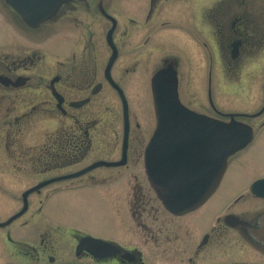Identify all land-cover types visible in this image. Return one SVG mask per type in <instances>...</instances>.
Masks as SVG:
<instances>
[{
  "label": "flooded vegetation",
  "instance_id": "af4514ba",
  "mask_svg": "<svg viewBox=\"0 0 264 264\" xmlns=\"http://www.w3.org/2000/svg\"><path fill=\"white\" fill-rule=\"evenodd\" d=\"M12 13L19 20L21 30L28 35L50 30L47 26L51 25L50 28L57 26L76 32L77 37L71 43H37L35 40L6 43L0 54V108L9 115L16 113L18 105L26 106L29 96H35L33 104L20 115L13 120L0 121V131H5L7 136L5 151L0 152V176L16 173L40 177L21 193L18 200L21 208L23 193L44 181L74 174L97 161L116 162L123 158L124 123L119 148L113 145L114 151H111L105 135L109 132L108 126L103 120L92 118L93 111H100L106 105V93L116 95L123 117L124 103L108 77L123 93L129 126L123 166L98 167L78 178L50 183L33 192L28 197L27 212L0 228V249L4 248L5 254L26 264H146L137 246H125L76 229L70 230L68 239H65V232L63 238H59L58 227L50 225V219L41 222L38 217L43 216L51 197L62 191H72L76 187L72 182L86 176L90 177L85 184L116 182L114 185L123 188L126 186L124 173L120 172L134 160L142 159L143 174L139 173V177L144 183L128 185L132 186L130 190L153 192L144 170V152L155 132L156 120L154 116L146 140V130L140 135L133 134L129 92L139 91L140 94V91L149 90L152 95V79L164 70L170 71L175 78L178 98L186 108L214 120H235L250 127L252 141L229 160L242 155L257 142L264 134V0H65L49 20L36 28L29 27L14 11ZM222 78L233 81L230 84L232 92L244 98L250 97L257 81L261 80L260 105L250 112H223L212 86L214 79ZM189 93L200 95V101L189 104ZM78 111L84 112V116L78 118L75 114ZM44 119L51 125L43 130L41 122ZM22 133L28 134L27 137L44 134L47 139L43 142L33 140L36 144L29 145L23 139L18 141ZM117 152L118 158L114 160ZM90 157L96 160L75 169ZM110 170L115 173L94 175L96 171L107 173ZM115 174L119 177L113 178ZM258 180H264V174L236 193L234 205H226L223 216L205 224L194 222L192 217L204 209L206 203L189 213L174 215L155 197L168 218V232L164 242H158L156 235L153 236V264H222L220 241L230 236L226 235L229 232L235 234L234 240L244 245L232 255L229 264H264V185L259 187L258 194L251 190ZM63 182L70 183L63 187L58 185ZM0 190L7 189L0 187ZM30 199L35 200L37 210H32L31 216L16 228L15 235L34 226V244L12 238L14 224L31 209ZM244 200L246 203L241 209L234 208ZM85 236L111 243L112 249L92 246L88 250L79 249V242ZM163 245L164 249L157 250ZM65 256L69 260L62 262L61 257Z\"/></svg>",
  "mask_w": 264,
  "mask_h": 264
},
{
  "label": "rangeland",
  "instance_id": "374dc122",
  "mask_svg": "<svg viewBox=\"0 0 264 264\" xmlns=\"http://www.w3.org/2000/svg\"><path fill=\"white\" fill-rule=\"evenodd\" d=\"M19 26V20L16 15L12 13L11 9L5 6L4 0H0L1 55L5 50L6 43H30L29 40H35L37 43H41L40 41H42V43H71L77 38L75 35L76 32L71 30L66 31L67 29L59 28L57 26L55 29L50 28L51 25L47 26V29L50 30L39 31L36 35L26 34ZM103 35L105 36V34ZM94 39L96 41V38ZM205 67L207 70V63H205ZM206 81L207 80L205 79V86L206 84L208 85V81ZM232 82L233 81L224 78L214 79L212 81L213 94L218 100V105L220 104V109L223 112H250L255 110L261 103V96H258L261 80L257 81L254 90L249 95L250 97H246L250 102L249 104H247L248 101L244 98L245 96L235 95L232 92L230 85ZM129 93V97L131 98L130 119L131 124H133V134L140 135L139 133L146 130V140L149 134L148 128L154 120L151 94L149 93V90L140 91V94L139 91H130ZM104 97L106 105L100 111H93L92 118L101 121L103 120L108 126L109 132H106L105 135L107 136V142L109 143L111 151H114L113 145H117L119 148L122 138V111L119 110L120 105L116 95L106 93ZM32 98H35V96H29V100H26V106H22L21 108V106L18 105L16 107L17 112H13L10 115L4 110V108H0V121L13 120V117L20 115L22 110L25 111L27 107H30V105L33 104L31 103ZM187 98L189 104L192 102L195 104L196 100L200 101L201 96L195 93H189ZM20 101L22 103L21 99ZM204 102L206 103V94H204ZM194 106H198V104ZM205 111L208 112L206 109ZM75 114L78 115V118L84 116V112L80 111L75 112ZM41 124L43 125V130L51 125L47 119L42 120ZM137 125L140 126V129L139 127L137 128ZM0 132V152H4L5 138H7V136L5 131ZM27 135L28 134L26 133H22L19 135L18 141L20 142V140L23 139V142L30 145L36 144L35 142H32L33 140L43 142L47 139V136L44 134H39L38 136L31 135L28 137ZM263 135H260V137L257 138V142L250 145L242 155H237L238 158L235 156L229 160L227 171L220 187L207 201L206 205L203 207L204 209L192 217L194 222L200 224L203 222L205 224L210 219L213 220L214 218L219 217V215L223 216V212L226 210L225 206L234 205L233 197L236 193L242 192L249 181L264 174ZM114 142L116 143L114 144ZM117 158L118 152L117 155L115 153L113 156L114 160ZM94 160H96V158L93 157L83 160L80 164L75 166V169H79ZM136 161L134 160L129 167H126L120 172L124 173V185L126 186H123V188L114 185L116 182L106 183L104 185L85 184L87 183V178L90 177L86 176V178L72 182L76 186L72 191H62L58 196L51 197L44 210L43 216L41 215L38 217V221L44 222L46 218L50 219V225L58 227L59 231H61L60 234H58L60 236L59 238H63V232H65L67 236L65 239H68L70 230L76 229L89 235L116 241L125 246H137V248L142 251L146 264H153L155 257L151 250V242L154 234L156 235L158 242L165 241L168 232V218L166 217L163 208L157 203L154 192L147 189L141 192L130 190V187L133 185L144 183L139 177V173L143 174L142 159ZM113 173H115L113 170H110L107 173L96 171L94 175L105 176ZM116 175L117 174H115L113 178H115ZM117 176L119 177V175ZM38 179L36 176H21L16 173H12L11 176H0V187L7 189L4 191L0 190V221L5 220L21 209V203L18 201L21 193L26 188L36 183ZM69 183L70 182H63L58 185L63 187ZM78 184H81V186ZM34 202L35 200L33 201L32 199L31 209L28 214L14 224L15 227L12 231V238L14 240L27 241L29 244H34L36 242V237H34L36 227L34 226H29L23 229L21 235H15V232L20 227L21 223L25 222L26 219L31 216L32 210H37ZM245 203L246 200L240 202L238 206L235 205L236 207L234 206V208L239 210V208L241 209ZM46 224L49 225V222L46 221ZM188 227L194 232L195 229L190 225ZM202 233H200V235ZM226 235L230 236L224 237V240L221 239L219 248V255L222 264H229L232 255L238 249L244 247L241 241L238 242L237 240H234L236 236L233 232H229ZM222 237L223 236H221V238ZM61 242L64 243L63 240H61ZM165 247V245L162 247L158 246L157 250H162ZM207 250L205 251L206 255L208 253ZM8 255L10 254H5L4 248L0 249V264L27 263L19 261L20 259H12L11 256ZM161 258L163 259V257ZM61 259L62 262H66L69 260V257L65 256L61 257ZM163 262L168 263V261Z\"/></svg>",
  "mask_w": 264,
  "mask_h": 264
},
{
  "label": "water",
  "instance_id": "95a60500",
  "mask_svg": "<svg viewBox=\"0 0 264 264\" xmlns=\"http://www.w3.org/2000/svg\"><path fill=\"white\" fill-rule=\"evenodd\" d=\"M64 1L6 0L30 27H37L50 18ZM112 85L116 87L114 83ZM175 85V78L168 70L156 75L152 81L157 126L145 149L144 164L148 180L164 207L175 215H182L199 208L214 194L226 170L228 158L251 141L252 133L244 124L235 121L228 124L213 122L185 109L178 101ZM118 91L124 103L125 137L122 160L115 163L98 162L75 174L39 184L24 193L23 209L1 223L0 227L7 226L26 212L27 197L31 192L52 182L76 178L99 166L115 167L125 164L128 111L124 96ZM262 185L263 181L256 182L253 192L258 194ZM103 243L86 237L80 246L99 247Z\"/></svg>",
  "mask_w": 264,
  "mask_h": 264
}]
</instances>
